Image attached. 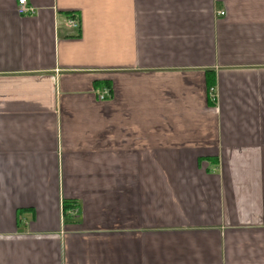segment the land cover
Returning <instances> with one entry per match:
<instances>
[{"label": "crops", "instance_id": "obj_1", "mask_svg": "<svg viewBox=\"0 0 264 264\" xmlns=\"http://www.w3.org/2000/svg\"><path fill=\"white\" fill-rule=\"evenodd\" d=\"M27 4L0 0V264H264V0Z\"/></svg>", "mask_w": 264, "mask_h": 264}, {"label": "built area", "instance_id": "obj_2", "mask_svg": "<svg viewBox=\"0 0 264 264\" xmlns=\"http://www.w3.org/2000/svg\"><path fill=\"white\" fill-rule=\"evenodd\" d=\"M17 13L19 15H32L34 14V10L28 6L27 0H17ZM220 15L223 16V13H221ZM68 24L73 28H78V23L76 21L69 20ZM209 94H210L211 100L215 101V95H214L213 89H210ZM103 98H104V95L99 96L100 100H103Z\"/></svg>", "mask_w": 264, "mask_h": 264}, {"label": "trees", "instance_id": "obj_3", "mask_svg": "<svg viewBox=\"0 0 264 264\" xmlns=\"http://www.w3.org/2000/svg\"><path fill=\"white\" fill-rule=\"evenodd\" d=\"M207 86L209 88L213 87V81H208L207 80ZM75 204L72 201H64L62 205V210L63 213L66 214L68 210H74L75 209Z\"/></svg>", "mask_w": 264, "mask_h": 264}]
</instances>
